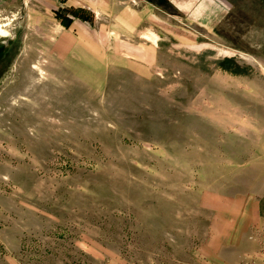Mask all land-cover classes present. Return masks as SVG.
I'll return each mask as SVG.
<instances>
[{"label":"rangeland","instance_id":"rangeland-1","mask_svg":"<svg viewBox=\"0 0 264 264\" xmlns=\"http://www.w3.org/2000/svg\"><path fill=\"white\" fill-rule=\"evenodd\" d=\"M81 1L0 2V264H264V0Z\"/></svg>","mask_w":264,"mask_h":264},{"label":"crops","instance_id":"crops-1","mask_svg":"<svg viewBox=\"0 0 264 264\" xmlns=\"http://www.w3.org/2000/svg\"><path fill=\"white\" fill-rule=\"evenodd\" d=\"M12 1H18V0H0V2H12ZM94 2L95 1H98V0H93ZM82 3H84V4H87L88 6H93V7H95L96 6V4H93V3H91V2H89V0H82L81 1V3L79 4V5H83ZM93 10H95V9H93ZM134 16H136L137 17V19L138 20H136L135 19V21H131L132 23H139V21H140V18H141V16H142V13L141 12H135V14L133 15V17ZM137 21V22H136ZM135 25H137V24H135ZM134 24H132L131 25V30H133L134 31V26H135Z\"/></svg>","mask_w":264,"mask_h":264},{"label":"bare ground","instance_id":"bare-ground-1","mask_svg":"<svg viewBox=\"0 0 264 264\" xmlns=\"http://www.w3.org/2000/svg\"><path fill=\"white\" fill-rule=\"evenodd\" d=\"M0 30H1V28H0Z\"/></svg>","mask_w":264,"mask_h":264}]
</instances>
